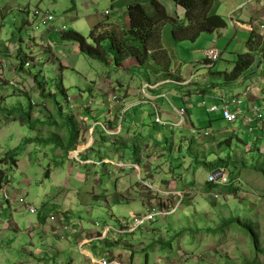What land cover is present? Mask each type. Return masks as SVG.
<instances>
[{
    "label": "rangeland",
    "instance_id": "obj_1",
    "mask_svg": "<svg viewBox=\"0 0 264 264\" xmlns=\"http://www.w3.org/2000/svg\"><path fill=\"white\" fill-rule=\"evenodd\" d=\"M84 1L81 0L82 3ZM159 2L169 3V12H182L185 19V10L173 0ZM75 3L80 4L77 0ZM109 3L110 0H98L97 7L93 9L96 12L107 9L109 15L104 19L119 20L122 16L116 13L115 7L109 9ZM27 4L33 10L39 0H0V9L7 8L0 19V50L5 46L17 54L13 61L8 56V62L16 70L11 75L8 74L9 68H6V71H2L3 78L8 74L9 80L18 86L16 89L5 86V80L0 79V107L1 110L17 107L20 112H29L30 121H35L33 124L29 120L23 122L19 113H12L7 118L6 114L0 112V160L6 153L15 150L16 163L19 161L17 168L0 163V169L6 171L0 188V264H28L29 260L32 261L33 257L25 252L33 253L35 245L38 244L39 248L42 240L37 229L30 233L28 229L38 221L39 215L63 212L60 210L61 204L70 206L71 213L67 211L62 214L65 219L73 220L71 223L76 224L79 232L73 234L70 230L68 235L50 234L51 250L56 253V245L63 248H59L62 251L58 255L48 252L51 255L47 258L49 264H64L72 258L76 264H83L84 261L92 264L85 250H92L91 246H86L93 243L97 248L93 249L95 258L101 259L109 253L118 258L130 259L132 256L133 264H264V173L259 170L264 169V139L258 137L264 136V131L250 133L244 123H227L220 112H209L208 108L214 103L211 97L205 100L189 97L190 106H185L177 95L175 87L178 86L174 84L162 86L163 91L161 89L159 93L168 92L169 95L167 99L160 97L155 101L166 114L161 117L172 119L174 107L185 106L188 108V122L193 127L170 129L156 125V111L151 103H140L147 100L141 98L145 96L141 91L142 86L148 80L151 83L160 80L152 74L149 64L141 65L133 57L127 58L120 68L111 60L101 63L79 53L74 48L76 43L61 41L59 31L49 32L51 27L61 28L62 24L57 20L71 9V0H46L44 10L54 17L53 21L47 23L37 21L30 15L31 21H22L17 9L26 8ZM229 11L230 7L223 4V0L215 1L213 12L227 22ZM234 31L230 27L223 36L203 33L196 42L177 43L170 49L171 71L180 80L169 79L178 82L185 80H182L180 73L189 79L192 75L189 70L193 69L191 65H196L195 69L201 67L204 52L215 46L214 41L222 52L221 59L213 68L204 69L202 73L215 77L220 71L232 70L239 42L243 40V45L245 42L242 32L233 40ZM50 34V38L47 37ZM41 39L46 42V47L40 46ZM60 42L67 46L57 48ZM24 61L31 63L28 68H20V63ZM35 78L38 82L36 85ZM213 79L223 88L228 85L223 78ZM61 90L65 91V96L61 95ZM129 91L134 94L133 97L137 93L140 97L138 107L131 112L126 109V102L123 103L132 97ZM110 93L120 95L117 105L108 102ZM149 95L153 96L151 93ZM107 109L116 113L110 122L117 126L111 130L114 132H118L122 124L129 127L130 116L137 115L139 122L129 129L140 124L138 129L144 134L141 138L144 150L141 160L147 162L144 169L148 174L156 175L149 181L158 189L182 191L185 196L175 214L162 216L145 229L120 236L111 232L109 239L85 242L84 246H80L84 240L99 237L105 227L120 228L125 220L131 221L137 214L144 213L149 205L140 199L138 179L133 173L136 172L135 168L118 170L109 165L104 172L103 166L85 163L83 151L94 143V138L80 116L99 111V117L104 121ZM261 112L264 115V109ZM47 115L49 121L44 119H47ZM70 115L75 117L77 126L80 124L77 140L81 137L82 141L79 146L65 152L61 144H68L69 136L73 134L71 124L67 123ZM207 129L214 133L213 137L204 136ZM111 136L106 129L104 139L96 134L99 143L88 155L95 160L94 163H100L102 157L110 155L108 152L111 149L107 146H111ZM80 146H85V150H79ZM75 151H80V154L75 155ZM131 155L133 159L134 154L126 156ZM115 156L117 158V155H112V159H116ZM219 159L229 161L227 166L219 169H224L228 176L236 177L232 181L229 176L228 185L207 181L213 170L204 163L213 164ZM231 183L234 185L232 188ZM4 192L8 194V200L3 198ZM129 193L135 199L121 201ZM215 194L219 195L218 199L214 198ZM147 195L156 196L151 193ZM23 198L25 203L19 202ZM44 198L47 199V206L43 204ZM178 200L171 198L167 202ZM30 204L36 208V214L28 211L27 205ZM239 223H253L258 235L257 247L252 235ZM56 235H59L58 238Z\"/></svg>",
    "mask_w": 264,
    "mask_h": 264
},
{
    "label": "crops",
    "instance_id": "obj_2",
    "mask_svg": "<svg viewBox=\"0 0 264 264\" xmlns=\"http://www.w3.org/2000/svg\"><path fill=\"white\" fill-rule=\"evenodd\" d=\"M71 1H73V5H72L71 9L65 11L60 16V18H58V20H57V21L61 22V24H62L61 27L62 26L65 27L64 31H66L67 29L73 30V31L78 32L82 36L87 37L88 36L87 34H89L91 27L94 26L95 24L99 23V22L106 20L104 18L109 15V14L108 15L103 14V11H105V10L107 11V9L101 10L99 12H96L93 9V8L97 7L98 0H85V1L83 0L85 3H82L81 0H77L78 3H80L78 5L75 3L76 0H71ZM132 1L133 0H110V3H109V9L112 7H115V11H117L116 13H118L119 15L122 16L119 18V20H116V21H120L121 23H123V25L125 27H128V25H129V20H128V16H127V7H128V4H130V2H132ZM215 1L213 3V6L211 7L210 14L217 15V13L213 12ZM244 1L245 0H236V1L235 0H223V4H226L227 7H230V11L228 14L229 22L226 21L227 27L225 29L218 30L214 33H216L218 36H220V35L223 36L224 34H226V32L229 30V28L232 27L235 30L233 40H235L237 37H239L240 32L244 33L245 36H243V39L245 37V42H244L245 46L242 43L243 40H241L239 42L240 44L238 47V51L236 52L237 56H238V54H242V53L249 51V47H248L247 43L249 41L251 33H254V35H258L261 40H260V44H257L255 46L254 62L252 64V66L244 74H242L238 79L233 80V81L225 80L226 82H224V83L228 84V85H227V87L223 88V87H221L220 84H215V82H214L215 80L213 78H215V77L216 78H223L222 75H220L219 73L224 72V71L218 72L216 74L217 76H215V77L211 76V74L206 75L205 72L202 73V70H204V69L213 68L217 64V62L221 59V56H220V59L217 62H215L211 68H207L204 64V61L202 62L201 67H199L197 69H195L196 65H191L193 67V69H192V71L189 70V74L192 73V75H195L197 77L195 82L193 84H190V85L175 87L178 90L177 95L179 96V99L181 98L182 101H183V97H188V98L193 97L196 99L197 98H199V99L203 98L204 100L206 98L211 97V100L214 102L211 106H213V105L221 106L223 103V100H226L230 97L236 96L237 98L243 100L242 106H243L244 110H247L250 103H252V102H257L259 105H262V103H263L262 101H263V97H264V63L262 61L261 55L264 54V31L263 32L260 31L259 25L264 23V1L261 2L259 0H255L253 2H250L249 4H244ZM242 4H243V6L241 7ZM162 5L166 8L167 13L169 15L172 16L175 14L176 16H173V17H178L180 20H183L182 12L180 13L176 10V12H174V14H173V13L169 12V10H168L169 6H170L169 3L164 4V2H163ZM28 6L29 5L27 4V8H30ZM77 7L81 8V9L79 10ZM35 8H38L40 10L43 9V11H47V10H44V9H46V0H39V4ZM4 9H7V8L5 7L3 9H0V19L3 18V16H4L2 13L4 11ZM19 13H20L22 21H31L30 16L27 15L28 13H22V12H19ZM0 27H1V25H0ZM56 29L61 33V35L64 32V31H60V28L58 29L56 27H53V28L51 27L49 29V32H51V33L58 32V31H56ZM171 31H172V25L167 24L164 27L163 32H162L163 45L165 46V48L170 53H171L170 49L174 48L177 44L172 38ZM214 33H212V34H214ZM246 35L248 36L247 38H246ZM50 36H51V34L47 37L50 38ZM59 37H60V35H59ZM63 43L64 42H60V44H58L57 48L61 49V48H63V46H67L66 43L65 44H63ZM75 45L76 46H74V48L78 49L77 44H75ZM214 45L216 46V41H214ZM6 49H7V52L5 51ZM220 53L222 55L221 51H220ZM16 55L17 54L13 53V50L9 49V47L6 48L4 46V49L2 51L0 50V66L2 67V71H6L9 68L8 74L10 73L12 75L14 73L13 70H16V68H14L11 64H10V66H7L6 64L9 63L8 62V60H10L9 58H12V61H13V59H14L13 57L16 58ZM8 56H11V57L8 58ZM236 59H237V57H236ZM4 66H6V67H4ZM3 68L5 70H3ZM233 68H234V66H233ZM233 68H232V70H233ZM172 70H173V68H172ZM232 70L226 69L225 72L230 73ZM2 71L0 72L1 73L0 79L3 78V72ZM8 74L6 75L5 79L3 78L6 81H8L10 79L9 77H7V76H9ZM180 74H181V76H183L182 80L183 79L187 80L188 77H185L184 74H182V73H180ZM158 81H161V80H158ZM28 82H30V81H28ZM148 82H150V81L148 80L146 83H148ZM107 86L109 88L111 87V85H107ZM161 87H159L156 91L152 92L154 97H158L162 94L159 92L161 89L163 91V88L165 87V85H164V87H162V88ZM247 87L251 88V90L248 93H246ZM183 92H187V93H183ZM129 93L131 94L132 97L127 98L123 103L126 102V109L128 108L131 112L138 107L137 103H138L140 97L138 96V93L136 94V97H133L134 94L131 93V91H129ZM159 99L160 98L156 99V101H158ZM203 104H205V101H203ZM109 111L110 110L107 109L108 113L104 116V121H102L101 118L99 117V114H98L99 111H97L93 114L85 113L82 116H80L82 122L84 124H86V126H89L88 132H90L94 138V143L92 145H90V147L88 146L86 150L84 149L85 146H83V149L85 150V151H83V157L86 159L85 161H88L90 163L95 162V160H92L90 157H88V155H89L90 151L94 150V146L99 143V139L95 138L96 134L104 139V137H103L104 129L110 128L108 130H112V129L117 128V126L115 124L110 123L113 120L112 118H113V116H115L116 113L115 112L111 113ZM218 112H220V111H218ZM220 114H221V112H220ZM126 115H128V114H126ZM122 117H120V119H122ZM221 117H222V115H221ZM44 119H46V118H44ZM129 121L131 122V125H130L131 127H133L134 124H137L136 122H139L137 119V115L135 117L130 116ZM238 122L243 123L242 119H240ZM139 125H136L134 127V129L133 128L129 129L130 126L128 127V125L127 126H125L123 124L120 125L121 129L118 132H116V134L111 136L112 137L111 139H109L111 146L110 147L107 146V147L111 149V151L108 152V154H110L111 156L110 155L104 156L100 160L101 164L97 163L98 166L99 165L103 166L104 172H106L107 167H109V165H111V164H109V162L117 163V162L123 161L128 165V167H131V168H134V165H136L137 166V169L135 168L136 172L133 171V173L136 174L135 178L138 179V182H137L138 185H139V178L149 180L152 177L154 179V177L156 176V175H153L150 173L148 174V171L146 169H144V167L147 163V162H144L141 160L142 153L144 152V150L142 151L143 146H142L141 138L144 136V134L142 133V131L140 129H138V128H140ZM78 126L80 127V124ZM100 130H102V131H100ZM262 131H264V121L261 122V126L256 128V132H262ZM258 137H259V139H261V138L264 139L263 135H259ZM80 138L77 141V143H78L77 146H79V143H81L80 141H82V140H80ZM129 138H134V139L130 140ZM105 143L108 144V142H105ZM130 153L134 154L133 159H132V155L130 157L126 156ZM112 155H117V158L115 156L116 159H112ZM142 159H143V157H142ZM18 164H19V161H18V163H16V166H15L16 168L18 167ZM97 164L94 165V163H93L92 165L96 167ZM131 165H133V166H131ZM153 168L154 167H152L151 169H153ZM116 169H118V168H116ZM120 170H122V169H120ZM164 183H166V182H164ZM163 186L170 187L169 184H167V185L163 184ZM137 189L140 191L141 201H146V203L154 204L155 200H157L154 196H148L147 193L142 191L140 185L137 186ZM23 192H26V191L23 190ZM117 192H120V191H117ZM151 194H153V193H151ZM126 199L134 200L135 197L133 196V194L129 193L128 195L122 197L121 201L126 200ZM151 200H153L154 202H150ZM43 204H44V206H47V199L46 198L43 199ZM60 210H62L63 212L68 211V214L71 213V208H70V206H67V205L61 204ZM63 212L59 211V213H63ZM41 217L43 218L42 221L40 220ZM47 217L48 216H46V215H43V216L39 215L38 222H40L42 226L37 228V230L39 231V236H40L42 241L40 243L39 248H37L38 244L35 245L36 247H35V251L33 253H30V251L25 252V253H28L29 256L33 257V260L32 261L29 260L28 264H49V262H47V258H50L51 255H49L48 252L55 254V255H58L62 251L61 249L59 250V248H63V247L62 246L58 247L57 245L56 246L54 245L56 247V253L53 250H51L52 242L49 241L50 240L49 236H50V234L54 235L56 233L54 232V226H51L52 224H50L46 221ZM65 220L71 225H76V224L71 223V221H73L72 219H67V217H66ZM35 223H33V225ZM47 226H49V228H47ZM92 231L93 232H100L98 230H92ZM56 236L58 238L59 235H56ZM88 246H91L92 250H88L86 248L85 252L88 255H90L89 257L95 258L93 255V249H97V248H95L94 243L88 244L86 247H88ZM126 259L127 258L123 257V260L133 263L132 256L130 259H127V260ZM18 264H24V262H21V263L18 262ZM64 264H76V261L72 258L70 262H67ZM83 264H90V263H87L84 261Z\"/></svg>",
    "mask_w": 264,
    "mask_h": 264
},
{
    "label": "trees",
    "instance_id": "obj_3",
    "mask_svg": "<svg viewBox=\"0 0 264 264\" xmlns=\"http://www.w3.org/2000/svg\"><path fill=\"white\" fill-rule=\"evenodd\" d=\"M214 1L173 0L176 5L185 10V19L180 20L178 17L170 16L159 0H133L127 7L128 27H125L120 21L104 20L92 26L87 37L82 36L76 31L68 30L62 33L61 41L76 43L79 53L101 63L111 60L116 67L120 68L127 58L133 57L141 65L149 64L152 74L158 76L160 80L169 78L180 80L171 71L172 54L163 45V29L167 24L172 25V38L176 43L183 41L196 42L203 33L212 34L218 30L225 29L227 27L226 20L219 15L210 14ZM260 40L254 33H251L247 43L249 51L238 54L234 62V68L230 73H226L225 71L219 73L224 80H236L252 66L255 46L260 44ZM20 68H23V62L20 63ZM1 71L2 67L0 66ZM34 81L35 85L38 84L36 78ZM4 82L6 83L5 86H9L8 81L5 80ZM10 87L14 89L18 88V86L16 88ZM61 95L65 96L64 90H61ZM2 100L5 101V99ZM0 112L6 114L7 118H10L12 113H19L23 122L30 121L29 112H20L17 107L6 108L4 110H1L0 107ZM49 118V115H47V119L45 120L49 121ZM34 122L30 121L31 124ZM68 122L72 126L73 134L71 137L69 136L68 144H61L65 152L70 151L71 147H76L78 144V126L75 117L70 115L67 119ZM190 126L193 127L191 124ZM16 157L17 152L15 150L10 151L0 160V163L16 166ZM204 164L208 168L211 167L214 171L221 166H227L229 161L228 159H219L216 163ZM259 170L264 173V169L259 168ZM5 177L6 171L1 168L0 188ZM230 177L232 181L236 178L231 175ZM231 186L234 185L231 184L230 188H232ZM40 220L42 221V218ZM239 224H242V227L252 235L254 246L257 247L258 235L253 229V223ZM223 226L225 227L226 225L223 224Z\"/></svg>",
    "mask_w": 264,
    "mask_h": 264
},
{
    "label": "built area",
    "instance_id": "obj_4",
    "mask_svg": "<svg viewBox=\"0 0 264 264\" xmlns=\"http://www.w3.org/2000/svg\"><path fill=\"white\" fill-rule=\"evenodd\" d=\"M255 0H245L244 4H249L250 2H253ZM263 2L264 0H259ZM243 4L241 5V7ZM19 12L22 13H28L27 15H30L37 21H42V23L51 22L54 20V17L52 14H50L48 11H43L38 8H34L33 10H30L29 8H22L19 7L17 9ZM104 15H108V11H103ZM53 28V27H52ZM259 29L261 32L264 31V23L259 25ZM53 30V29H52ZM65 27L62 26L60 28V31H64ZM56 31H58L56 29ZM41 47H46V42L43 41V39L40 40ZM221 53L217 49L216 46H212L209 49H207L204 52V64L207 68H211L212 65L217 62L220 59ZM262 56V61L264 63V54ZM31 63L25 61L23 62V68H28ZM7 66H10V63L6 64ZM197 77L195 75H191V77L187 80L183 81H174L170 79H165L161 81H157L155 83L148 82L145 85L142 86V93H144L145 96H141V98H147V100L140 101V103H151L152 107L156 111L155 115V123L163 126V127H169L170 129L175 127H189L187 115H188V108L185 106H190V101L188 97H183V103L185 106L181 107H174V113L175 115H171L172 119H163L161 117L162 114L166 115L164 112H162L161 107L156 104V99L160 97H164L167 99L169 93H163L158 97H154L149 95V93L152 94V92L156 91L159 87L164 85H177V86H186L193 84ZM8 85L17 87V84L15 82H12L11 80H8ZM251 90L250 87H247L246 93H248ZM149 92V93H148ZM149 97H146V96ZM120 95L117 93H110L108 102L114 105H117L118 98ZM33 104V102H32ZM243 100L237 98L236 96L230 97L226 100H223V103L221 106L213 105L209 108V112H221L223 120H225L227 123H236L240 119H242L243 123L248 126L250 133H254L256 128L261 126V122L264 121V115L262 114L261 110L264 109V97H263V104L261 106L257 102L250 103L247 110L243 109ZM193 133H196V130L194 128H191ZM108 130V129H106ZM108 132L112 135L116 134V132L108 130ZM205 137H213L214 133L211 132L209 129H207L204 132ZM75 155L80 154V151H75ZM86 163H89L86 161ZM94 163V162H91ZM97 164V163H94ZM109 164L113 165L116 168L124 169L127 168L128 165L123 162H109ZM133 166V165H131ZM134 168L137 169V166L134 165ZM230 176V175H229ZM228 173L226 174L224 169H216L214 170L209 176L207 181L211 184H218V185H228L230 184ZM232 184V183H231ZM139 185L141 186V189L146 193H153L155 198H158L155 200L154 204L149 203V205L146 207V211L144 213L137 214L134 218H132L131 221L125 220L121 227L118 229H114L111 227H105L102 229L101 234L99 237L92 238L91 240H84L83 243H80V246H84L86 243H90L94 240H105L109 239L111 232H115L116 235L120 236L122 234H132L135 233L138 230L147 228L150 224L156 222L160 217L162 216H170L177 212L179 209L180 204L182 203L184 199V192L182 191H167V190H161L156 188L149 180L139 178ZM165 196V197H164ZM3 198L5 200L9 199V196L6 192L3 194ZM163 198L169 200L171 198H178V202H167V200H162ZM215 199L219 198L218 194L214 195ZM21 203H25V199L19 200ZM27 209L31 214H36L37 210L36 208L30 204L27 205ZM48 223L52 224L54 226V232L58 234H70V230H72L71 233L76 234L79 232V228L75 225L69 224L62 213H53L52 215L47 217L46 220ZM41 225L40 222H36L31 229H28V232L30 233L32 230L39 228ZM86 242V243H85ZM91 263L93 264H133L131 262L123 260V258H118L117 256H112L110 253L106 254V256L102 257L101 259H95L93 257H90Z\"/></svg>",
    "mask_w": 264,
    "mask_h": 264
},
{
    "label": "bare ground",
    "instance_id": "obj_5",
    "mask_svg": "<svg viewBox=\"0 0 264 264\" xmlns=\"http://www.w3.org/2000/svg\"><path fill=\"white\" fill-rule=\"evenodd\" d=\"M82 149H83V146H80V147H79V150H82Z\"/></svg>",
    "mask_w": 264,
    "mask_h": 264
}]
</instances>
